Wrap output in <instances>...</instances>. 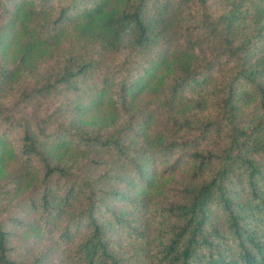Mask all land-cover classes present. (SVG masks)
<instances>
[{"label":"trees","instance_id":"1","mask_svg":"<svg viewBox=\"0 0 264 264\" xmlns=\"http://www.w3.org/2000/svg\"><path fill=\"white\" fill-rule=\"evenodd\" d=\"M0 264H264V0H0Z\"/></svg>","mask_w":264,"mask_h":264},{"label":"rangeland","instance_id":"2","mask_svg":"<svg viewBox=\"0 0 264 264\" xmlns=\"http://www.w3.org/2000/svg\"><path fill=\"white\" fill-rule=\"evenodd\" d=\"M87 45L88 44L86 42L76 41L75 34L73 32H69L68 34H66V36L64 38V44H62L61 46H63L64 48H67L73 52L76 51L75 53L84 52L86 54V56H89V54H92L91 52L94 48H88ZM57 100H59V97L49 98L48 100H46L44 102V104L54 103ZM97 157H98L97 159L101 160L102 165L100 167L89 166V167L85 168V169H87V171H91L94 174L99 173L100 170H102L104 166L105 167L108 166V164L111 161L110 157L105 155V154H97Z\"/></svg>","mask_w":264,"mask_h":264}]
</instances>
